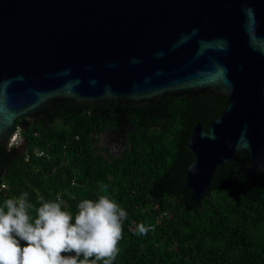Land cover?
<instances>
[{"label": "water", "instance_id": "obj_1", "mask_svg": "<svg viewBox=\"0 0 264 264\" xmlns=\"http://www.w3.org/2000/svg\"><path fill=\"white\" fill-rule=\"evenodd\" d=\"M206 93L227 99L187 143L195 201L238 151L252 185L264 172V0H0V149H11L17 119L62 101L142 106Z\"/></svg>", "mask_w": 264, "mask_h": 264}, {"label": "trees", "instance_id": "obj_2", "mask_svg": "<svg viewBox=\"0 0 264 264\" xmlns=\"http://www.w3.org/2000/svg\"><path fill=\"white\" fill-rule=\"evenodd\" d=\"M226 99L168 96L143 106L68 100L34 121L19 118L25 151L45 149L49 156L27 161L19 147L0 149V206L24 192L35 207L41 197L55 202L59 195L62 210L74 216L80 201L107 195L127 213L113 264H264V172L252 185L246 151L216 170L202 201L186 187L194 126L200 121L208 131ZM119 115H128L122 122L139 133H130L132 147L109 162L95 153L92 132ZM141 223L146 235L136 231Z\"/></svg>", "mask_w": 264, "mask_h": 264}, {"label": "clouds", "instance_id": "obj_3", "mask_svg": "<svg viewBox=\"0 0 264 264\" xmlns=\"http://www.w3.org/2000/svg\"><path fill=\"white\" fill-rule=\"evenodd\" d=\"M62 203L59 195L55 202L41 197L35 207L27 192L6 199L0 206V264H113L126 211L107 195L80 201L74 216ZM148 230L143 223L136 229L141 235Z\"/></svg>", "mask_w": 264, "mask_h": 264}, {"label": "flooded vegetation", "instance_id": "obj_4", "mask_svg": "<svg viewBox=\"0 0 264 264\" xmlns=\"http://www.w3.org/2000/svg\"><path fill=\"white\" fill-rule=\"evenodd\" d=\"M115 119L116 122L111 120L109 125L102 124L92 132L95 153L109 162L121 159L132 147L130 133H139L135 129L136 125L129 126L124 123L129 121L128 115L115 116Z\"/></svg>", "mask_w": 264, "mask_h": 264}, {"label": "built area", "instance_id": "obj_5", "mask_svg": "<svg viewBox=\"0 0 264 264\" xmlns=\"http://www.w3.org/2000/svg\"><path fill=\"white\" fill-rule=\"evenodd\" d=\"M25 137L23 135V129L22 127H19L18 131L13 135L10 141L11 147H18V144L24 143ZM32 154L36 157H44L49 156V153L45 149L35 148L33 152L25 151L26 160L29 161V159L32 157ZM75 184V180H73V185ZM6 185L3 184L1 188H5Z\"/></svg>", "mask_w": 264, "mask_h": 264}, {"label": "rangeland", "instance_id": "obj_6", "mask_svg": "<svg viewBox=\"0 0 264 264\" xmlns=\"http://www.w3.org/2000/svg\"><path fill=\"white\" fill-rule=\"evenodd\" d=\"M22 144H23V142H22V143H20V144H18V147H20Z\"/></svg>", "mask_w": 264, "mask_h": 264}]
</instances>
